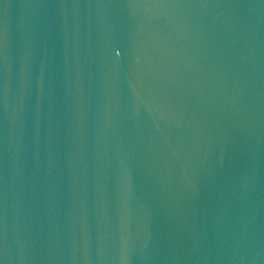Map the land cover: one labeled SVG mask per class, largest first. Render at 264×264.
I'll list each match as a JSON object with an SVG mask.
<instances>
[{"label": "water", "instance_id": "1", "mask_svg": "<svg viewBox=\"0 0 264 264\" xmlns=\"http://www.w3.org/2000/svg\"><path fill=\"white\" fill-rule=\"evenodd\" d=\"M0 264H264V0H0Z\"/></svg>", "mask_w": 264, "mask_h": 264}]
</instances>
